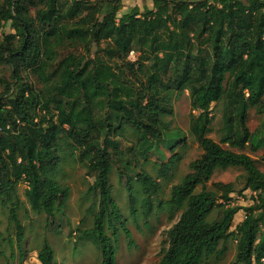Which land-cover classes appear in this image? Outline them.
Wrapping results in <instances>:
<instances>
[{
	"label": "trees",
	"instance_id": "obj_1",
	"mask_svg": "<svg viewBox=\"0 0 264 264\" xmlns=\"http://www.w3.org/2000/svg\"><path fill=\"white\" fill-rule=\"evenodd\" d=\"M123 1L0 3V65L9 67L12 78L3 83L0 95V205L8 209L17 249L21 251L24 242L18 186L26 184L31 210L52 226L69 197V189L54 177L68 153L94 178L90 190L98 196L93 227L82 238L99 250L102 264H117L114 226L121 212L112 196L113 167L118 164L129 172L151 152L160 153L161 146L172 154L159 170L161 178L168 176L184 134L170 130L166 118L173 115V95L187 91L189 133L202 154L188 165L189 173L171 188L165 202L170 218L181 213L166 232L167 247L156 264H201L220 256L218 246L231 237L240 211L245 217L234 228L238 241L230 264H264V172L243 152L247 146L252 152L264 148V120L254 133L247 127L250 110L264 119V0H153L152 9L142 12L138 7L123 11ZM6 27L12 32L4 33ZM54 39L84 43L86 49L57 64L52 91L66 102L53 111L22 74L44 66L42 55ZM93 44L99 50L94 59L88 55ZM131 52L137 55L135 61L129 59ZM94 101L98 114L92 109ZM218 102L222 128L214 142L208 134L211 106ZM126 130L135 142L123 151ZM225 145L238 152L222 148ZM228 168L243 171L242 188L216 183L208 190L213 174ZM128 180L135 217L132 177ZM133 180L150 207L149 200L160 193L159 183L143 170ZM245 191L255 196L250 207L226 206L231 195ZM215 210L221 211V218L210 222ZM106 226L112 230L110 237ZM37 260L56 264L47 242Z\"/></svg>",
	"mask_w": 264,
	"mask_h": 264
},
{
	"label": "rangeland",
	"instance_id": "obj_2",
	"mask_svg": "<svg viewBox=\"0 0 264 264\" xmlns=\"http://www.w3.org/2000/svg\"><path fill=\"white\" fill-rule=\"evenodd\" d=\"M3 0H0V3ZM131 8V7H129ZM4 33L12 32L9 27L4 28ZM86 45L84 43H69L62 39H54L48 49L42 55L45 61L44 66L38 71H28L22 74L24 82L32 88L35 93L42 97L43 105L50 110L55 109L61 102L53 95L52 85L57 81L55 74L57 64L68 54L83 55ZM89 57L94 59L99 55L98 48L93 44L88 47ZM137 55L129 56L130 61H135ZM4 82H12L10 69L6 65H0V95L4 91ZM59 100V102H57ZM97 101L93 102L95 114L99 113ZM173 115L166 118L170 130H177L184 134L179 140L175 150L177 156L173 164L168 166L169 172L166 178L159 176V170L172 157V154L165 148L159 147L160 153L151 152L146 161L139 160L138 165L131 171L124 172L118 164H115L110 175L112 196L121 212V221L115 224L118 232L117 239V264H156L166 246V232L177 222L181 212L174 214L172 218L165 207V202L170 198L171 188L177 185L188 173V165L199 158L202 151L198 148L194 138L189 133V120L191 111L189 106V93L183 92L174 94L172 97ZM55 113V112H54ZM212 125L208 138L214 142L219 141V131L222 128V103L218 102L211 106ZM263 116L250 110L247 127L251 133L259 130ZM124 145L123 151L135 142L132 132L126 130L121 140ZM222 148L232 152H238L225 146ZM255 161L257 168L264 172V148L252 152L247 146L243 151ZM61 155V154H60ZM62 157V155H61ZM133 166V165H132ZM143 170L155 179L160 187L157 197L149 200L150 207L146 206V199L141 193L139 183L134 179L135 173ZM244 173L239 168H228L217 170L207 189L212 190L211 185L216 183L233 184L237 191L242 188V177ZM55 180L62 187L69 189V197L61 213L56 215L54 224L46 226V218L43 214L33 212L28 200L24 195L26 184L20 183L17 188V199L20 202L18 219L24 229V242L19 251L16 247V230L8 221V209L0 205V264H40L37 255L44 242H47L54 251L56 264H102L99 250L92 243L82 238L85 230L93 227V216L98 210V196L91 192L94 178L86 173L85 168L79 164L68 153L55 173ZM132 177L130 187L135 198L136 216L132 217L128 197V178ZM200 192V188L197 189ZM231 201L226 206H239L248 208L253 204L254 194L245 191L242 196L233 194ZM149 211V212H148ZM148 212V213H147ZM243 211L234 216L232 235L226 243H220L218 250H223L220 256H211L204 259L201 264H230L236 255L238 235L234 228L244 220ZM221 218V211L215 210L209 217L210 222H217ZM125 228L131 238L124 233ZM107 236H111L112 230L106 226Z\"/></svg>",
	"mask_w": 264,
	"mask_h": 264
},
{
	"label": "crops",
	"instance_id": "obj_3",
	"mask_svg": "<svg viewBox=\"0 0 264 264\" xmlns=\"http://www.w3.org/2000/svg\"><path fill=\"white\" fill-rule=\"evenodd\" d=\"M153 0H124L123 11L129 7H138L142 12L144 8L152 9Z\"/></svg>",
	"mask_w": 264,
	"mask_h": 264
},
{
	"label": "built area",
	"instance_id": "obj_4",
	"mask_svg": "<svg viewBox=\"0 0 264 264\" xmlns=\"http://www.w3.org/2000/svg\"><path fill=\"white\" fill-rule=\"evenodd\" d=\"M263 39H264V37H263ZM132 55H133V53L131 52L129 56L131 57Z\"/></svg>",
	"mask_w": 264,
	"mask_h": 264
}]
</instances>
